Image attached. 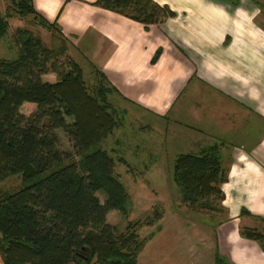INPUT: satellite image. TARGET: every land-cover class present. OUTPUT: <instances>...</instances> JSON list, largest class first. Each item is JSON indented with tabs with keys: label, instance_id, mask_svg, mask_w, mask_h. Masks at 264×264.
<instances>
[{
	"label": "trees",
	"instance_id": "16d2710c",
	"mask_svg": "<svg viewBox=\"0 0 264 264\" xmlns=\"http://www.w3.org/2000/svg\"><path fill=\"white\" fill-rule=\"evenodd\" d=\"M89 5L144 30L174 16L151 0H94ZM10 17H31L36 26L60 38L56 18L48 22L35 11L32 0H10L0 15V40L7 34ZM14 38L15 56L0 58V184L19 177L20 187L0 194V264H136L153 236L140 239L137 232L159 221V215L154 211L143 223H127L121 232L106 224L109 213L122 219L128 213V196L114 174L116 162L100 148L121 127L122 112L107 100L116 90L105 86L104 75L94 68L100 80L89 91L71 59L64 71H58L55 58L64 54L63 46L56 53L20 29ZM160 52H154L150 64ZM48 72L56 76L52 83L41 80ZM25 103L34 105L27 116L20 112ZM57 131L65 135L72 156L58 150ZM218 151L212 146L174 159L170 181L183 205L221 212L220 187L227 181V170ZM239 216L249 214L240 210ZM238 236L263 251L260 233L239 228ZM212 264L228 263L214 252Z\"/></svg>",
	"mask_w": 264,
	"mask_h": 264
},
{
	"label": "crops",
	"instance_id": "0c3cea01",
	"mask_svg": "<svg viewBox=\"0 0 264 264\" xmlns=\"http://www.w3.org/2000/svg\"><path fill=\"white\" fill-rule=\"evenodd\" d=\"M32 1L35 11L45 18L54 8L55 15L60 9V15L71 3ZM93 1L82 2L89 5ZM151 1L165 5L174 16L147 30L117 14L88 6L89 26L99 27L96 32L100 33V41L91 46L95 58L90 62L98 65L129 104L134 102L140 110L155 115L169 112L170 116H184L186 123L182 124L191 136V149L199 146L197 137L222 145L220 161L227 170V181L220 188L223 199L219 214L225 220L214 230L205 264H212L214 252L228 264H264V238L263 251L258 244L241 239L238 229L248 219L237 218L240 210H245L264 219V11L253 0ZM157 49L161 52L152 65L149 61ZM162 78L175 79L171 82L173 93L179 82L181 88L191 81L197 89L202 84L210 86L219 105L236 106V122L247 129L236 134L235 122L222 124L216 116L221 133L213 138L203 127L208 120L205 116L211 113L204 107L211 98L209 92L207 98L188 93L177 103L180 92L172 94V100L171 91H160ZM228 132L232 133L229 137L223 134ZM236 137L244 142H236ZM258 224L264 228L263 223Z\"/></svg>",
	"mask_w": 264,
	"mask_h": 264
},
{
	"label": "rangeland",
	"instance_id": "374dc122",
	"mask_svg": "<svg viewBox=\"0 0 264 264\" xmlns=\"http://www.w3.org/2000/svg\"><path fill=\"white\" fill-rule=\"evenodd\" d=\"M82 1L88 0H71V3L63 8L62 13L58 14L59 18L55 15L57 11L55 8L49 18L44 17L48 22H52L56 18L61 39L55 33L36 26L31 17L23 19L10 17L7 20V34L0 40V58L12 59L15 56V31L17 29L25 30L32 36L38 37L46 48L56 53L63 46L65 48L64 54L57 55L55 58L56 63H60L57 70L64 71L66 61L71 59L81 69L87 89L90 91L95 88L100 78L96 76L94 68L100 72L102 71L97 67L98 65L90 62L92 57L95 58L90 49L91 46H94V43L100 41V33L96 32L99 27L89 26L88 6L91 5ZM9 2L10 0H0V15H3L9 7ZM253 3H258V9L264 11V8L261 7L264 2L253 0ZM87 11L88 13H86ZM58 12H60V9ZM112 22H115V20L113 19ZM137 54H140V52ZM104 77V85L116 90V93L112 92L107 96V100L114 109L122 113L119 115L121 116V127L100 144V148L106 151L116 162L114 174L128 196L126 219H122L119 214L111 212L106 216V224L115 228L117 232H121L127 223L142 222L145 218H150L149 215L156 211L159 215V221L154 222L151 227L141 228L137 232L140 239H147L150 234H153V236L151 240H147L139 253L136 264H205V256L208 257L206 252L213 245L214 230L220 222L225 220L224 215H220L215 211L183 205L170 181V171L177 156L196 155L203 149L212 146L219 150V159L221 160L222 145L207 140L204 141L201 140L202 137H197L196 141H199L197 144L199 146L191 149L188 146L191 136L186 133L188 132L186 131L188 130L187 126L182 124L186 123L184 116H170L169 112H161V114L155 115V112L150 110L149 112L140 110L138 108L141 107L140 105L134 102L129 104V100H124L116 87L110 84L106 76ZM41 80L52 83L56 80V76L48 72L41 76ZM174 80L162 78L161 83L163 84H161L160 91L165 93L171 91L170 99L173 98L172 94L175 95L180 92L176 100L177 103L182 102L188 93H196L207 98L209 92L211 98L208 103H204V107L211 110V113L205 116L208 120H206L203 127L206 131L212 132L211 136L213 138H217L221 133L220 126L216 122V116L219 117L222 124L231 125L235 122L236 134L247 129L246 126L236 122V114L234 113L236 106L223 107L219 105V102L216 101L217 95L212 93L210 86L202 84L203 87L197 89L194 82L191 81L181 88L179 82L175 84L176 89L173 90V93L171 82ZM153 91L159 92L155 89ZM210 104L211 106H209ZM31 105L25 103L20 108V112L27 116L34 111V105ZM173 120L179 123H173ZM199 134L202 135L201 132ZM223 134L229 137L232 133ZM55 135L58 141V150L63 154L72 156L73 151L65 135L61 131H57ZM239 140L244 142V138L236 137V142ZM118 161L123 164L117 163ZM19 187V177L8 178L0 184V194H11L17 191ZM97 197L99 201H102L101 196L98 195ZM219 207H221V202ZM220 209L222 211V207ZM237 218L248 219V223H244L240 228L256 231L264 238V228L256 222L257 217L252 215L240 217L238 215ZM189 256L192 259H187Z\"/></svg>",
	"mask_w": 264,
	"mask_h": 264
}]
</instances>
